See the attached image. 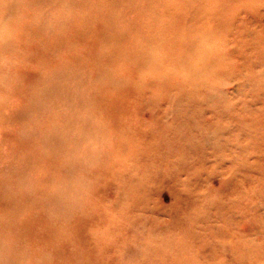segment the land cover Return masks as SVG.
<instances>
[{"label":"rangeland","instance_id":"1","mask_svg":"<svg viewBox=\"0 0 264 264\" xmlns=\"http://www.w3.org/2000/svg\"><path fill=\"white\" fill-rule=\"evenodd\" d=\"M0 264H264V0H0Z\"/></svg>","mask_w":264,"mask_h":264},{"label":"bare ground","instance_id":"2","mask_svg":"<svg viewBox=\"0 0 264 264\" xmlns=\"http://www.w3.org/2000/svg\"><path fill=\"white\" fill-rule=\"evenodd\" d=\"M197 149H198V148H197ZM134 224H135V223H134ZM134 224H133V225H134Z\"/></svg>","mask_w":264,"mask_h":264}]
</instances>
